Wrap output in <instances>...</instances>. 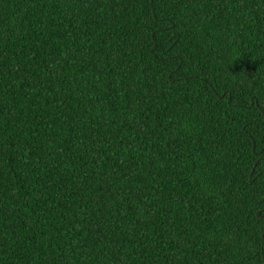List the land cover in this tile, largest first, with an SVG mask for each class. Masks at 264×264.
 I'll list each match as a JSON object with an SVG mask.
<instances>
[{
    "label": "trees",
    "instance_id": "16d2710c",
    "mask_svg": "<svg viewBox=\"0 0 264 264\" xmlns=\"http://www.w3.org/2000/svg\"><path fill=\"white\" fill-rule=\"evenodd\" d=\"M0 264H264V0H0Z\"/></svg>",
    "mask_w": 264,
    "mask_h": 264
},
{
    "label": "rangeland",
    "instance_id": "374dc122",
    "mask_svg": "<svg viewBox=\"0 0 264 264\" xmlns=\"http://www.w3.org/2000/svg\"><path fill=\"white\" fill-rule=\"evenodd\" d=\"M258 213H260V211H258L257 214H258ZM260 215H261V213H260Z\"/></svg>",
    "mask_w": 264,
    "mask_h": 264
},
{
    "label": "water",
    "instance_id": "95a60500",
    "mask_svg": "<svg viewBox=\"0 0 264 264\" xmlns=\"http://www.w3.org/2000/svg\"><path fill=\"white\" fill-rule=\"evenodd\" d=\"M258 215H260V213H258Z\"/></svg>",
    "mask_w": 264,
    "mask_h": 264
}]
</instances>
